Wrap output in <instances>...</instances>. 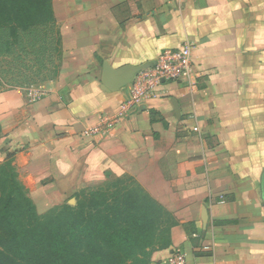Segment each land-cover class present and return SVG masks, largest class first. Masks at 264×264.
<instances>
[{"label":"crops","instance_id":"crops-1","mask_svg":"<svg viewBox=\"0 0 264 264\" xmlns=\"http://www.w3.org/2000/svg\"><path fill=\"white\" fill-rule=\"evenodd\" d=\"M61 59L44 93L0 92V163L12 154L39 213L108 173L171 211L151 264H264V0H53ZM192 44L194 74L161 85L106 135L127 67ZM189 231L184 227L189 224Z\"/></svg>","mask_w":264,"mask_h":264},{"label":"trees","instance_id":"trees-1","mask_svg":"<svg viewBox=\"0 0 264 264\" xmlns=\"http://www.w3.org/2000/svg\"><path fill=\"white\" fill-rule=\"evenodd\" d=\"M40 24H56L53 0L0 1V26L26 30ZM57 73L58 69L56 75ZM3 175H9L20 190L26 214L31 216L36 227L53 222L64 208H71L65 203L40 214L36 212L33 200L18 179L13 159L12 162L10 160L0 164V177ZM106 176L109 178L111 174L108 173ZM133 181H135L133 177L123 179L118 176L108 184L103 183L84 189L83 195L90 202V208L86 211L87 206L80 204V210L76 209L74 212L78 217L82 214L86 217L81 222H75L73 227L66 228V233H62L61 228L56 230L54 242L50 245L49 257L40 258L32 253L30 255L34 257L28 258L29 264H40L42 259L44 264H151L152 253L171 244V228L177 225L178 221L171 211L137 182L141 188L140 193ZM98 200H102L99 205L96 203ZM140 217L142 221L138 231L134 230L132 234V229ZM116 224L120 229H128L126 236H116L114 230ZM189 225L190 223L184 225L187 231ZM139 235L144 236L139 238ZM122 246L129 249L131 254L124 255L122 252L125 250ZM9 261L11 264H19L14 259Z\"/></svg>","mask_w":264,"mask_h":264},{"label":"rangeland","instance_id":"rangeland-1","mask_svg":"<svg viewBox=\"0 0 264 264\" xmlns=\"http://www.w3.org/2000/svg\"><path fill=\"white\" fill-rule=\"evenodd\" d=\"M60 59V35L56 24H40L26 30L12 26H0V92L20 90L29 101L40 97L45 91L46 83L56 77ZM11 157L12 155L7 156L2 163L10 162V160L12 162ZM116 177L118 176L113 174L109 178L106 176L97 185L108 184L114 181ZM120 177L123 179L131 178L128 175H120ZM133 184L142 193L136 180L133 181ZM94 186L84 187L75 192L70 199L61 204H69L70 209L64 208L63 212L53 222L36 227L31 216L26 214L25 202L22 200L23 195L18 187L12 182L9 175L1 176L0 264H11L9 259H14L19 264H29L28 258L34 257L30 255L32 253L40 258H48L56 230L61 228L62 233H66V228L73 227L75 222H81L86 217L83 214L78 217L74 210H80V204L87 206L86 211L89 210L90 202L83 195V191ZM101 202L102 200L96 201L98 205ZM34 211H36L35 207ZM141 221L142 217L134 225L132 234L134 230L138 231ZM117 225H114L116 236H126L128 229H120ZM143 236L139 235L138 237L142 238ZM122 248L125 250L122 252L124 255L131 254V251L125 246ZM130 260L129 262H131ZM40 264H44V259Z\"/></svg>","mask_w":264,"mask_h":264},{"label":"built area","instance_id":"built-area-1","mask_svg":"<svg viewBox=\"0 0 264 264\" xmlns=\"http://www.w3.org/2000/svg\"><path fill=\"white\" fill-rule=\"evenodd\" d=\"M192 44L163 50L153 62L136 72L128 85V95L120 104L115 116H103L102 123L86 128L82 135L87 138H100L112 130L117 123L147 99L158 95V90L165 82L182 81L194 74ZM170 264H187L182 251L170 258Z\"/></svg>","mask_w":264,"mask_h":264},{"label":"water","instance_id":"water-1","mask_svg":"<svg viewBox=\"0 0 264 264\" xmlns=\"http://www.w3.org/2000/svg\"><path fill=\"white\" fill-rule=\"evenodd\" d=\"M150 62H146L142 64L141 66L134 68V67H127L123 70V72L128 73L127 76L122 80L121 85L125 84L126 82L129 83L133 79L134 75L137 71H139L141 68H143L145 65H148Z\"/></svg>","mask_w":264,"mask_h":264}]
</instances>
